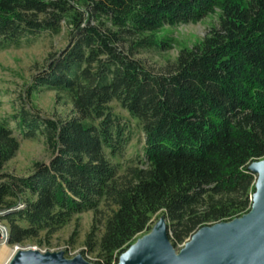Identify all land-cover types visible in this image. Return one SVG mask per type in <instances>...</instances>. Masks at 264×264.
<instances>
[{
  "label": "trees",
  "instance_id": "trees-1",
  "mask_svg": "<svg viewBox=\"0 0 264 264\" xmlns=\"http://www.w3.org/2000/svg\"><path fill=\"white\" fill-rule=\"evenodd\" d=\"M217 10L218 25L164 72L139 58L172 48L162 29ZM64 23L71 39L34 88L62 94L74 114L23 106L13 117L26 137L45 136L51 161L29 175L5 171L20 140L0 121L6 241L51 245L75 216L100 211L81 254L118 264L162 215L179 250L201 227L247 213L257 180L249 167L264 159V0H0L1 47L59 33ZM114 102L144 132L136 155Z\"/></svg>",
  "mask_w": 264,
  "mask_h": 264
},
{
  "label": "rangeland",
  "instance_id": "rangeland-1",
  "mask_svg": "<svg viewBox=\"0 0 264 264\" xmlns=\"http://www.w3.org/2000/svg\"><path fill=\"white\" fill-rule=\"evenodd\" d=\"M219 14L217 10L197 23L162 29L158 37L166 36L172 42V48L162 53L146 52L139 55V58L144 60L154 72H164L166 66L177 58L182 48L193 47L201 42L210 30L218 25ZM71 33L72 27L64 23L59 33L42 32L24 39L21 45L0 46V121H7L15 129L20 140V148L16 156L5 165L4 169L7 172L29 175L35 171L37 164L48 163L53 157L52 148L44 135L26 137L20 132L13 117L21 107H27L47 117L69 116L75 112L71 101L62 94L50 89L34 88L36 76L41 74L53 57L67 46ZM113 106L116 112L128 122L132 131L128 155H136L143 148L144 132L127 110L121 108L116 102ZM97 214L100 215V211L90 210L75 216L65 227L53 234L51 245H38L34 241L11 245L5 238L8 232L7 224L0 221L2 233L0 251L4 245L8 246V251L0 258V264H8L19 248L65 251L68 257L82 253ZM159 218L154 220L153 227ZM143 235L145 234H141L139 238ZM87 258L92 262H96L97 259L95 254L90 253Z\"/></svg>",
  "mask_w": 264,
  "mask_h": 264
},
{
  "label": "water",
  "instance_id": "water-1",
  "mask_svg": "<svg viewBox=\"0 0 264 264\" xmlns=\"http://www.w3.org/2000/svg\"><path fill=\"white\" fill-rule=\"evenodd\" d=\"M249 168L257 180L247 213L201 227L179 250L170 240L169 223L162 215L150 232L120 255L118 264H264V159L253 162ZM8 264L99 263L81 253L68 257L65 251L19 248Z\"/></svg>",
  "mask_w": 264,
  "mask_h": 264
},
{
  "label": "bare ground",
  "instance_id": "bare-ground-1",
  "mask_svg": "<svg viewBox=\"0 0 264 264\" xmlns=\"http://www.w3.org/2000/svg\"><path fill=\"white\" fill-rule=\"evenodd\" d=\"M8 251V246L4 245L0 251V258Z\"/></svg>",
  "mask_w": 264,
  "mask_h": 264
}]
</instances>
